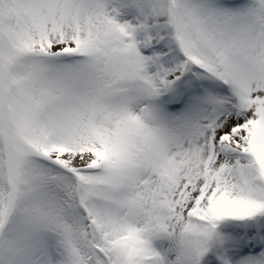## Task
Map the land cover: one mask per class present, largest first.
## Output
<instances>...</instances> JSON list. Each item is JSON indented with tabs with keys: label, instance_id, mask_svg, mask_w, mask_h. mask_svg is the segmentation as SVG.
<instances>
[{
	"label": "snow or ice",
	"instance_id": "1",
	"mask_svg": "<svg viewBox=\"0 0 264 264\" xmlns=\"http://www.w3.org/2000/svg\"><path fill=\"white\" fill-rule=\"evenodd\" d=\"M0 264H264V0H0Z\"/></svg>",
	"mask_w": 264,
	"mask_h": 264
},
{
	"label": "bare ground",
	"instance_id": "2",
	"mask_svg": "<svg viewBox=\"0 0 264 264\" xmlns=\"http://www.w3.org/2000/svg\"><path fill=\"white\" fill-rule=\"evenodd\" d=\"M218 231L221 232L222 235L224 236H228L230 235V233L227 232L226 228L224 227V225H220L218 226Z\"/></svg>",
	"mask_w": 264,
	"mask_h": 264
}]
</instances>
